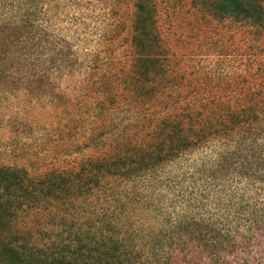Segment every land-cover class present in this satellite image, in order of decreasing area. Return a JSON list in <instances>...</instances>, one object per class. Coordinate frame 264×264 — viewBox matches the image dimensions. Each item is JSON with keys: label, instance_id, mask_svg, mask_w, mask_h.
Returning <instances> with one entry per match:
<instances>
[{"label": "rangeland", "instance_id": "1", "mask_svg": "<svg viewBox=\"0 0 264 264\" xmlns=\"http://www.w3.org/2000/svg\"><path fill=\"white\" fill-rule=\"evenodd\" d=\"M135 1L36 0L34 39L50 48L38 69L33 36L0 9V166L64 182L15 199L9 239L39 264H264V26L217 21L202 0H154L165 59L143 100L130 91ZM225 100L258 111L245 135L214 124L161 165L99 163Z\"/></svg>", "mask_w": 264, "mask_h": 264}, {"label": "trees", "instance_id": "2", "mask_svg": "<svg viewBox=\"0 0 264 264\" xmlns=\"http://www.w3.org/2000/svg\"><path fill=\"white\" fill-rule=\"evenodd\" d=\"M35 1L0 0V5L3 4L0 9H4L6 16L13 19L11 25L17 23L21 26L20 30L27 31V34L23 33L21 35L19 33L21 37L30 36L29 34L33 36V44L26 47L25 50L28 49L30 57L34 56L31 60L34 69H38L40 66L36 61H39V55H44L46 49L50 48L44 47L42 40L34 39L38 34L35 29L37 21L31 17L32 10L36 7L34 6ZM202 2L217 21L231 20L235 23H245L250 26H264V0H202ZM0 30H2L1 26ZM21 39H17L20 44H22ZM130 43L134 52V68L131 71L133 80L130 86L131 94L143 100H146L148 95H154L153 98H155L156 92L153 87H156L162 75L160 70L163 67L165 52L157 28L154 0L135 1L133 32ZM35 52L39 54H35ZM49 62H52V59ZM59 65V68L67 67L62 64ZM231 101L225 100V106L224 102L216 101L211 106H207L205 113H201L199 110H191L169 116L167 119L171 120L155 124V129L160 131L157 137L145 139L142 142L124 139L112 150H107L99 163L102 168L109 170L115 168L116 172L112 174H122L123 170L129 168V161L134 165L132 168L135 167L139 171L161 165L174 155L191 150L195 142L211 133L207 132V129L217 130L216 128L212 129L214 124L229 129L232 136L238 138L245 132V127L250 126L251 128L253 126L258 111L250 104L242 109L234 108L230 104ZM195 124L201 126L198 131L193 128ZM247 138L249 137H245V139ZM90 164L93 165V163ZM94 165L97 167L98 162L95 161ZM262 169L263 171L260 173L263 175H258V178L260 180L259 185L264 187V166ZM252 176L250 175V177ZM60 177V175L52 172L37 179L30 177L25 169L0 166V264H39L31 258V254L21 250L18 244L9 239V230L13 222L12 214L16 209L15 199L21 195L37 198L40 195H52L60 192L64 188V182L59 179ZM6 232H8V238L5 240L3 235ZM43 264H47V262H43ZM48 264L72 263L54 259Z\"/></svg>", "mask_w": 264, "mask_h": 264}]
</instances>
